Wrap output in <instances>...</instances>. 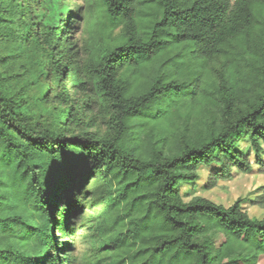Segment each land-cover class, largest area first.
<instances>
[{"label":"trees","instance_id":"1","mask_svg":"<svg viewBox=\"0 0 264 264\" xmlns=\"http://www.w3.org/2000/svg\"><path fill=\"white\" fill-rule=\"evenodd\" d=\"M84 2L87 24L97 20L89 69L109 109L101 135H67L82 115L70 113V71L79 68L60 45L73 18L65 2L0 0V264L69 263L68 243L52 245L56 216L66 239L91 174L108 191L99 230L111 233L102 243L116 249L113 264H264V218L251 220L241 199L184 203L179 190L201 166L216 165L211 178L226 179L233 169L248 173L254 154L264 170V0ZM117 28L115 42L94 51ZM29 37L63 84L61 111L55 121L42 114V124L4 88L17 76L10 63L35 54L10 50ZM79 101L91 111L86 96ZM205 117L209 133L190 136ZM245 138L249 147L238 150Z\"/></svg>","mask_w":264,"mask_h":264},{"label":"rangeland","instance_id":"2","mask_svg":"<svg viewBox=\"0 0 264 264\" xmlns=\"http://www.w3.org/2000/svg\"><path fill=\"white\" fill-rule=\"evenodd\" d=\"M63 1L72 14L70 17L73 18L69 24V29L64 31L65 38L60 41V45L67 47L69 50V54L65 56V59L76 61V65L79 68L78 71L76 69L70 71V85L74 88L70 91V98L74 105L70 113L74 114L76 108L80 107L82 115L81 122H77V118L69 122L66 128L67 135H77L82 131L96 132L101 135L106 130L109 109L106 107L105 101L100 97L97 78L93 76L89 69L93 54L91 49L88 48L92 32L96 29L95 23H97V20L95 17L93 23L87 24L84 18V0ZM77 8H79V12ZM120 34L121 28L113 30L109 37L106 38V41H102V39L97 41V49L95 48L94 51L104 50L107 44L114 43ZM30 42L31 38L29 37L27 44L22 45L21 48L10 47L14 55L27 52L28 46L35 54L32 56L31 53L27 52L26 60L18 59L16 62L11 63L9 61L11 59H7L12 68V73L17 74V76L6 81L4 88L16 101H24L27 104L25 114L28 119L42 124V114H46L49 117L53 116L55 121L56 116L61 111L62 107L56 103V97L62 91L63 84H59L58 80L60 78H57L55 70L49 66L45 53L40 49L32 50ZM31 59H33L32 62ZM210 66H212L210 68L211 74L208 76L207 81L212 83V79L216 80L218 78L220 70L217 63ZM120 72L121 70H118V73ZM25 77L27 86L23 87L21 79ZM42 95H44V98L37 105ZM83 96H86L89 100L88 108L91 109L90 112L87 106L83 107V102L79 101L82 100ZM209 122L210 118L205 117L201 124H197L191 129L190 136H206L209 133ZM87 124L91 125L87 127ZM179 134L180 136L182 135L181 132ZM171 141L174 140L172 139ZM236 147L238 150H246L249 147V143L245 138L240 140ZM254 158V154L249 157L251 168L248 173L237 172L233 169L228 178L216 181L211 178L210 174L216 165L199 167L197 179L193 183H180L179 190L182 201L188 203L192 199L200 197L224 207H229L236 200L241 199L243 200L241 207L251 220L263 219L264 170H258L257 162H255ZM259 159L264 162V150L260 154ZM97 177L98 175L91 174L83 189L79 190L78 196L82 200L83 209L81 213L73 212L70 217L69 224L71 229L66 239L61 238V217L56 216L58 226L54 227L52 245L55 249H60L62 247L61 242H67V253L72 259L69 263L60 261L59 264H113L114 262L113 255L116 249L111 245L105 248L102 243L111 233L99 230L102 211L108 205L109 198L107 196V187L103 185V182L98 181V184H95ZM89 189H94V192L87 194L86 192ZM59 257L63 259L61 257H65V255L59 253Z\"/></svg>","mask_w":264,"mask_h":264}]
</instances>
